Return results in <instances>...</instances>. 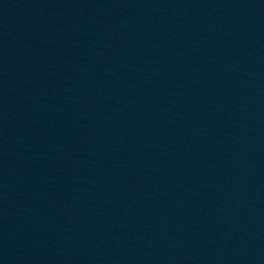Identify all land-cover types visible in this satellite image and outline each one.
Wrapping results in <instances>:
<instances>
[{"label": "water", "instance_id": "1", "mask_svg": "<svg viewBox=\"0 0 264 264\" xmlns=\"http://www.w3.org/2000/svg\"><path fill=\"white\" fill-rule=\"evenodd\" d=\"M0 264H264V0H158L6 191Z\"/></svg>", "mask_w": 264, "mask_h": 264}]
</instances>
